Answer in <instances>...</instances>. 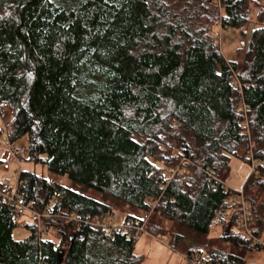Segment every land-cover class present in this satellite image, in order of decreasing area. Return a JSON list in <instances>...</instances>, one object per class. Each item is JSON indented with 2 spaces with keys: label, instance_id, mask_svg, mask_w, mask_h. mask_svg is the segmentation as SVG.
I'll list each match as a JSON object with an SVG mask.
<instances>
[{
  "label": "trees",
  "instance_id": "trees-1",
  "mask_svg": "<svg viewBox=\"0 0 264 264\" xmlns=\"http://www.w3.org/2000/svg\"><path fill=\"white\" fill-rule=\"evenodd\" d=\"M249 3L0 0V137L10 145L26 137L28 159L59 176L18 173L17 199L0 203V264H140L134 247L146 229L168 233L183 257L206 251L213 263L247 264L213 249L217 241L264 250L242 242L233 226L226 231L237 193L225 183L239 149L259 162L241 189L262 239L264 27L250 34L241 64L224 58L214 34L243 33ZM28 203L43 227L26 224L30 235L15 241ZM118 209L150 215L145 224L133 212L114 226L108 219ZM212 226L222 233L208 242ZM180 227L199 241L183 244Z\"/></svg>",
  "mask_w": 264,
  "mask_h": 264
},
{
  "label": "rangeland",
  "instance_id": "rangeland-1",
  "mask_svg": "<svg viewBox=\"0 0 264 264\" xmlns=\"http://www.w3.org/2000/svg\"><path fill=\"white\" fill-rule=\"evenodd\" d=\"M249 8H248V23L245 26L243 33L241 31H236L232 29H221L220 27L216 28V32L218 39L216 40V44L219 45L220 51L225 59L229 61H235L241 64L244 59L246 50L248 48L249 36L252 31L257 27H264V20L262 23L258 21V14L262 10H264V0H249ZM2 116L4 118L3 121L6 122L9 119V112L7 110L3 111ZM0 128L3 130V124L0 120ZM6 134L2 132L0 137V183L7 181V187L14 188L17 183V176L20 171L26 172H34L38 176L50 181L55 182L59 179L58 175L50 172L46 166L41 161H34L28 159L27 153V138L23 137L14 142V148H23L26 153L23 155L21 160V168H19L18 164L15 161L10 163L9 170H3L2 166L9 159L8 152V144L5 141ZM241 156L242 149L237 151ZM239 156H232L230 159V170L229 176L226 178V186L229 187L234 192H238L244 185L246 179L251 174L252 168L257 166V161L251 159L247 161L245 159L240 158ZM248 157V156H246ZM41 159L44 156H40ZM67 186H70L68 183ZM86 196L97 199L101 202L110 204L112 200L104 197L95 192L84 191L81 190ZM134 212V213H133ZM133 213L135 216L142 218L146 224L148 221L149 215H145L141 211H136L131 209L130 211H122L121 209L114 210V215L109 217V223L114 226H120L126 217ZM26 224H35V217L24 211L21 215L16 219V227L12 232V237L15 241L24 240L26 237L30 235L29 230L25 227ZM37 228L43 227V221H36ZM39 225V226H38ZM159 225L169 229L170 223L166 221H162ZM143 231L145 232V226H142ZM178 231L186 238L183 244L195 243L197 240V234L193 231L180 227ZM222 233V229L219 227L212 226L210 234L206 237V240L209 242H215L219 234ZM50 238H53L55 241L57 239L56 231L54 229L50 230L49 234ZM171 236L167 233L165 235H151L147 232L143 233L135 243L134 253L137 256L142 258L140 264H187L184 259L182 252H177L171 249L170 246ZM205 241V240H204ZM264 241V239H263ZM213 249H221L227 253H232L235 255H241L245 258V262L247 264L256 263V264H264V250L255 251V250H247L241 247H234L229 242L217 241L216 244L213 245ZM206 252V251H205Z\"/></svg>",
  "mask_w": 264,
  "mask_h": 264
},
{
  "label": "built area",
  "instance_id": "built-area-1",
  "mask_svg": "<svg viewBox=\"0 0 264 264\" xmlns=\"http://www.w3.org/2000/svg\"><path fill=\"white\" fill-rule=\"evenodd\" d=\"M242 29L236 30L241 31ZM247 106L243 105L240 108L241 112H245ZM5 130V128H4ZM5 141L6 137H5ZM8 148H9V159L6 161V163L3 164L2 168L3 170H9L10 163L12 161H15L19 168H21V159L23 155L26 153V151L23 148H14V145H10L8 142ZM259 166V162H257V166L255 168H252L251 174H257V168ZM18 179V176H17ZM61 184L65 183V179L60 180ZM17 185H19V182L17 181L16 186L14 188L7 187V181L0 183V203L4 205H9L17 199ZM237 193V196L234 198H231L229 200V206L233 209V227L236 230V232L239 234L240 240L242 242H245L251 246L255 245H261L264 247V241L262 239L258 238L252 228L250 227V223L252 222V214H251V208L249 203L244 200L243 198V191L240 189ZM64 194V192L58 194L59 197H61ZM31 203H28L22 207V210L27 211L31 213L36 221H41L43 218L42 214L32 212L30 209ZM39 226V225H38ZM122 226V225H120ZM110 226L107 228L109 230ZM128 229H134L136 228L137 232H142L143 228L141 227H133L132 225L127 226ZM41 230V227L39 228ZM130 237V234L127 235V239ZM187 264H219V263H213L211 262L210 258L208 257L206 252H200V253H193L189 258L184 257Z\"/></svg>",
  "mask_w": 264,
  "mask_h": 264
},
{
  "label": "water",
  "instance_id": "water-1",
  "mask_svg": "<svg viewBox=\"0 0 264 264\" xmlns=\"http://www.w3.org/2000/svg\"><path fill=\"white\" fill-rule=\"evenodd\" d=\"M233 221H234V218L232 217V218L230 219V221L228 222V224H227V228H226V231H227V232L231 229L232 224H233Z\"/></svg>",
  "mask_w": 264,
  "mask_h": 264
},
{
  "label": "crops",
  "instance_id": "crops-1",
  "mask_svg": "<svg viewBox=\"0 0 264 264\" xmlns=\"http://www.w3.org/2000/svg\"><path fill=\"white\" fill-rule=\"evenodd\" d=\"M8 152H9V148H8ZM10 169V168H9ZM6 171V170H5ZM264 237L262 238V241H263ZM259 264V263H258Z\"/></svg>",
  "mask_w": 264,
  "mask_h": 264
}]
</instances>
